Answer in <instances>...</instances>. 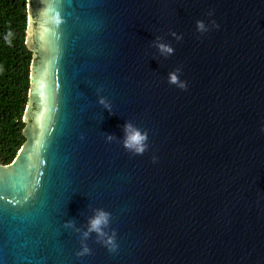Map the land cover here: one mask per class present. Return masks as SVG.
Wrapping results in <instances>:
<instances>
[{
	"label": "water",
	"instance_id": "1",
	"mask_svg": "<svg viewBox=\"0 0 264 264\" xmlns=\"http://www.w3.org/2000/svg\"><path fill=\"white\" fill-rule=\"evenodd\" d=\"M24 43L0 264H264V0H26Z\"/></svg>",
	"mask_w": 264,
	"mask_h": 264
},
{
	"label": "trees",
	"instance_id": "2",
	"mask_svg": "<svg viewBox=\"0 0 264 264\" xmlns=\"http://www.w3.org/2000/svg\"><path fill=\"white\" fill-rule=\"evenodd\" d=\"M26 0H0V163H9L22 145V115L29 88L31 52L24 43ZM13 32L11 46L5 43Z\"/></svg>",
	"mask_w": 264,
	"mask_h": 264
},
{
	"label": "clouds",
	"instance_id": "3",
	"mask_svg": "<svg viewBox=\"0 0 264 264\" xmlns=\"http://www.w3.org/2000/svg\"><path fill=\"white\" fill-rule=\"evenodd\" d=\"M54 22L55 23H59V19L58 17H53ZM197 27L198 28H202L203 25L201 22H197ZM12 39H13V32L9 29L6 33V35L4 36V40L5 43L8 44L9 46H11L12 43ZM158 47L162 50V51H171L170 48H167L166 45H158ZM2 70V69H0ZM169 82L170 83H176L177 82V77L174 74H169ZM181 88L184 87L183 84L180 85ZM100 104H103L105 107H108V105L105 103V100L103 98H101L98 101ZM131 127V125H125V129H129ZM109 139H111V137H108ZM146 137L140 135L138 132H132L130 135L127 136L126 140L124 141V145L127 148H131L133 145H140V142L142 140H144ZM137 153H142L144 151V148L142 146H138L136 148ZM106 214L103 212H100L96 218H94L93 220L90 221V231L91 230H95L98 231V226L101 224L102 221H104ZM87 235V233H85V236ZM115 245L112 246V248H110V251H114L115 250ZM89 252V249L87 247L83 248L82 252L77 253V255H84L87 254Z\"/></svg>",
	"mask_w": 264,
	"mask_h": 264
}]
</instances>
